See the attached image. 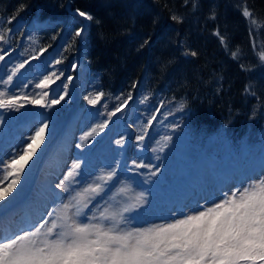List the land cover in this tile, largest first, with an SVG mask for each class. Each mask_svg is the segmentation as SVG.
Instances as JSON below:
<instances>
[{"label": "rangeland", "instance_id": "obj_1", "mask_svg": "<svg viewBox=\"0 0 264 264\" xmlns=\"http://www.w3.org/2000/svg\"><path fill=\"white\" fill-rule=\"evenodd\" d=\"M7 23H9L8 19L0 15V37H3L0 40V56L3 57V59H0V93H4L3 99H16L17 103L14 108L18 111V116L22 117L20 121L25 122V127L16 128L10 125L4 127L1 123H5L6 120L0 111V152L9 149L5 155L0 153V191L10 186V180H17L15 174L8 175V173L13 172V169L8 167L13 160L18 161L16 168L23 165V171L19 173L17 181L23 180L26 182L23 188L24 191L28 190L29 186L31 188L37 184L44 186L49 180L44 176L42 178L36 176L38 162L42 163L48 156L47 163H49L55 148L66 147L73 136L77 139L74 159L67 165L61 176L57 178L58 183L55 186L50 185L52 188L58 189L56 192L58 200L53 201V207L49 212L68 203L70 196L74 195L75 191H80L88 185L101 184L104 191L95 198L88 209H84L86 215L80 218L82 223H87L86 217L91 216L93 212L98 214L103 207L118 210L135 203V198L141 193L144 195L143 204L124 214L126 219L120 225L121 228H148L154 225L174 223L176 220L184 219L188 215L219 203L222 200L218 194L219 189L229 190L231 193L237 189L239 179L243 181L240 187L243 188L246 187L247 183L250 184L264 177V127L256 129V136L253 140L250 139V136H244L243 141L237 142V145L228 142L226 133L211 132L212 134L207 136H195L194 139H191V143L187 137L182 135V142L176 144L173 150V153L176 152V154L169 153L167 159L165 155L160 156L159 154L160 150H164V143L160 137L163 129H161L160 124H157L156 128L152 127L151 124L149 127L151 132L140 139L144 135H137L138 130L132 124L133 120L117 117L115 122L111 123L112 127L109 134L100 137L101 129L97 127L100 124L98 116L103 113L109 115L113 110V106H111L110 101L102 98L95 105L89 104V99L97 95L98 77L87 73L84 66L76 67L75 64H72L73 71L76 67V74L79 73V69L83 70L82 79H76L77 75L72 77L71 86L68 82H61L66 73V66L56 63L59 53L54 50L46 52L41 48V38L38 36L40 30L36 27L26 28L25 34H22L19 19H15L12 25L8 24L6 26ZM29 29L30 31L27 33ZM21 64L24 67L21 68ZM53 72L60 77L56 79V76H53L54 84H49L45 88L37 87L46 75H51ZM62 75L63 77H61ZM10 76L11 80H9ZM65 84L67 87H64ZM75 85L80 87L83 93L82 97L87 98L84 103H80L79 96L74 93ZM36 96H41L43 98L41 99L42 102L36 104L27 102L36 100L34 99ZM60 97H63V99H60ZM54 99L60 102L52 104ZM24 102H27L29 106L23 105ZM69 102H72L71 110L64 113V107ZM42 103L44 104L43 108ZM20 105H23V107H20ZM139 108L140 113L146 116L145 123L140 125L141 128H144L149 124L147 121L151 120L154 107L142 105ZM0 109H5V107ZM6 111L8 112V118L14 115L10 112L11 110ZM159 115H156L153 121H156ZM47 117H49L48 121L46 120ZM33 121H45L40 128L44 125H47V127L43 139L38 141V145H32L35 152L31 155V158H28V165H24L20 163L23 160H20L19 157L23 155L25 149H28V145L32 143L31 138L40 129L37 126L29 131ZM121 126L130 128L132 132V134H129L130 137H121V132L124 129ZM146 129L142 130L143 134H145ZM51 135H57L55 138H59L56 146L55 142H49ZM258 139L260 142L257 143ZM118 140H123L125 147H123V144H117ZM146 140L149 144L147 147L149 153L148 159L144 161L141 154H145L143 148L145 145L147 146ZM248 140H250L249 146L254 148L251 159L246 158L248 150H243L244 147H248L246 143ZM127 147L132 154L128 167L115 168L119 158H126L123 156L128 154L127 149H125ZM232 148L236 150L235 154L230 153ZM205 149H208V151L216 150L214 154L219 155L220 159H206V156H202V150ZM28 151L32 152V149H28ZM179 153L194 156L199 164V167H193L191 172L193 178L197 177L199 181L185 182V186L181 189L178 187L184 185L182 180L191 179L183 175L191 163L186 157L181 160ZM42 156L44 157L42 158ZM229 156H234L233 159L236 161V165L233 169H227L230 181L226 184L221 179L213 177L212 174L217 169L225 167V162ZM77 163L80 168L75 169L74 176L69 177L68 173L73 171V166ZM108 164L111 165L110 168L106 167ZM137 164H144L145 167L138 168L136 167ZM133 168L152 183L151 188L148 190L139 188L129 180V177L134 176ZM112 171H115L116 175L111 181L105 183L100 179V177ZM160 171H163L164 175L159 179V177L156 178V174ZM61 182L65 183L69 191H61L58 187ZM155 186H161L165 190V194L163 196L158 195L154 189ZM121 189H125V191H121ZM72 211L74 212L75 209H72ZM45 219H48V217Z\"/></svg>", "mask_w": 264, "mask_h": 264}, {"label": "trees", "instance_id": "obj_2", "mask_svg": "<svg viewBox=\"0 0 264 264\" xmlns=\"http://www.w3.org/2000/svg\"><path fill=\"white\" fill-rule=\"evenodd\" d=\"M0 1V12L9 22L6 26L21 15L30 19L38 13L41 20L61 23L55 27L65 31V27L74 24V18L65 9L68 1L72 9L92 15V49L87 64L100 82L98 94L103 93L101 98L113 106L111 113L134 99L144 71L152 79L141 87V98L132 101L131 108L123 113L139 126L146 118L139 106L154 107L151 120L144 127L145 134L144 128L138 127L139 134L145 136L151 124H160L165 143L172 147L182 135L219 132L236 142L249 128H258L257 118L264 110V83H249V78L229 61L226 51H218L213 38L216 30L227 33L230 41L238 43L235 48L246 51L249 39L242 33V19L232 10L237 0ZM246 1L255 12L264 13V0ZM212 14L218 24L208 25ZM173 16L179 19L174 20ZM147 46L152 52L150 64L144 62ZM76 47L71 56L64 55L66 60L74 55ZM86 100L84 97L83 103ZM181 100L196 111L191 119L174 117L171 106Z\"/></svg>", "mask_w": 264, "mask_h": 264}, {"label": "snow or ice", "instance_id": "obj_3", "mask_svg": "<svg viewBox=\"0 0 264 264\" xmlns=\"http://www.w3.org/2000/svg\"><path fill=\"white\" fill-rule=\"evenodd\" d=\"M76 14L86 21L93 20L92 15L82 10L77 9ZM243 15L251 18L253 24L256 23L247 8H244ZM172 18L179 19L176 16ZM83 31L84 28L75 31V36L80 37ZM191 55L195 56L196 53L192 52ZM232 55L236 57L235 52ZM0 59L3 57L0 56ZM259 59L264 61V52L259 54ZM56 63L61 61L57 60ZM53 76H56L55 72L46 75L37 87L45 88L54 84ZM59 78L56 76V79ZM3 96L4 93H0V108L16 105L15 98L3 99ZM102 96L103 93L97 94L89 99V104H97ZM27 102L40 103V100ZM59 102L52 100V104ZM115 114L112 112L110 115ZM46 127H41L31 138L32 143L28 149H32V152L25 149L20 160L31 158L35 152L32 145H38V141L43 139ZM97 127L103 130L107 123L98 124ZM123 143V140L117 141V144ZM17 163V160H13L8 165L13 169L8 175L15 174L18 180L23 165L16 168ZM136 167L144 168L145 165L137 164ZM79 168L80 165L75 164L68 176H74L75 169ZM115 175V171H112L100 179L106 183ZM16 182L13 180L12 184ZM58 187L61 191H69L64 182ZM103 191L101 184L88 185L75 191L68 203L48 212V219L43 220L34 230L0 239V264H264V177L225 194L212 207L174 223L148 228L120 227L126 219L124 214L143 204V193L135 198V203L118 210L103 207L98 214L93 212L87 216V223H82L80 218L86 215L84 209H88Z\"/></svg>", "mask_w": 264, "mask_h": 264}, {"label": "bare ground", "instance_id": "obj_4", "mask_svg": "<svg viewBox=\"0 0 264 264\" xmlns=\"http://www.w3.org/2000/svg\"><path fill=\"white\" fill-rule=\"evenodd\" d=\"M211 24H218V21L214 17V14H212L208 18V25H211ZM159 57L161 58V56ZM71 149H72V144L69 150ZM20 163L24 165H28L27 161L26 162L23 161ZM25 185H26L25 181L23 180L17 181L15 184L11 183L10 186L0 191V214H6L7 212L13 211L17 207L16 205L26 197V195L28 194L27 190L26 191L23 190ZM29 187H28V190H29Z\"/></svg>", "mask_w": 264, "mask_h": 264}]
</instances>
